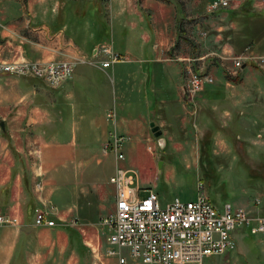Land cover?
<instances>
[{
    "label": "crops",
    "instance_id": "obj_1",
    "mask_svg": "<svg viewBox=\"0 0 264 264\" xmlns=\"http://www.w3.org/2000/svg\"><path fill=\"white\" fill-rule=\"evenodd\" d=\"M240 1L235 10L197 14L199 20L187 29L195 34L205 23L226 22L215 31L218 57L207 63L214 83L192 103L184 95L185 65L167 59L178 45L181 56L192 52L179 33L176 5L0 0V63L64 60L61 52L98 61L79 64L73 79L59 88L32 77L0 75V123H5L4 130L0 126V217L17 219L15 226H0V264H120L108 256L107 229L100 224L107 198L112 195L116 202L110 182L115 159L103 154L112 131L134 138L131 149L153 154L142 140L147 124L160 127L157 142L165 150L168 131L184 133L192 123L201 138L199 159L205 149L216 160L221 143L231 161L243 162L234 148H245L243 164L264 193V172L254 165L264 157V70L247 66L237 76L230 74L231 59L247 46L264 55V0ZM117 42L124 45L119 51L126 61L104 69L97 50L115 52ZM231 134L236 146L227 139ZM185 145L176 144V152ZM256 202V208L237 209L264 216L261 198ZM37 210L48 211L57 226H36ZM236 235L238 248L247 249ZM126 257L128 264H143L129 253ZM260 259L255 264H264V249Z\"/></svg>",
    "mask_w": 264,
    "mask_h": 264
},
{
    "label": "built area",
    "instance_id": "obj_2",
    "mask_svg": "<svg viewBox=\"0 0 264 264\" xmlns=\"http://www.w3.org/2000/svg\"><path fill=\"white\" fill-rule=\"evenodd\" d=\"M232 0H220L210 4V13L227 10ZM250 52V49H248ZM247 51V53H248ZM103 61L101 67L111 68L126 61V57L116 54L110 48L97 50ZM98 64L97 60L87 61L83 57H69L59 63L20 62L0 64V75L32 77L52 88H59L70 82L79 64ZM238 69L245 65H255L264 70V56L251 53L240 55L236 61ZM188 78L186 93L195 94L214 79L206 72H192ZM236 74V73H235ZM115 116L111 115V120ZM126 137L117 131L109 133L103 148L105 156L115 159V172L110 179L116 190L115 212L100 220L107 229L108 256L119 259L120 264H128L126 253L143 264H203L204 260L237 251L235 232L249 230L264 241V218L255 219L249 211L234 209L226 205L216 208L210 201L203 183L198 184L199 196L195 202L183 203L175 200L163 208L159 196L151 191L145 198L140 197V189L135 188L136 176L121 168L125 161L124 142ZM260 203H257L259 206ZM48 211L37 210L36 226L56 227L49 219ZM17 225V219L0 217V226Z\"/></svg>",
    "mask_w": 264,
    "mask_h": 264
},
{
    "label": "rangeland",
    "instance_id": "obj_3",
    "mask_svg": "<svg viewBox=\"0 0 264 264\" xmlns=\"http://www.w3.org/2000/svg\"><path fill=\"white\" fill-rule=\"evenodd\" d=\"M162 1L164 3L166 2L176 5L178 11V27L180 30L182 29V32H180V34H182L181 38L186 42H188V40L192 42H188L189 44H187L190 45V48L192 49V52L188 53V56L184 52V55L182 56L177 52L179 47L178 45L174 47V49H171L172 51L167 57L169 60L179 64L183 63L185 65L186 68L184 80L185 86L187 87L189 83L188 78L191 75L190 73L206 72L208 75H210V71L208 70L209 64L207 63L208 61L213 60V58L218 57V44L215 41V35L217 33H215V31L218 26H221L226 22L223 20H217L215 23H205V25L202 27V30L200 29V31H196L195 34H188L187 29L190 26H193V24L197 23L199 18H194L197 17V14H202L203 17H209L210 4L212 2H219L220 0H200L198 2H196V0ZM240 2V0H232V4L229 8H233L235 10V6L240 4ZM240 8L241 7H239L237 10H240ZM217 24L220 25L217 26ZM136 42L137 41L135 40L131 45L133 49L137 47ZM122 46L124 45H121V43L117 42V50L115 53L124 56V54L121 53L122 51H119L123 49ZM248 49H250V52ZM61 53L65 58L64 60L43 62L28 61L42 64L59 63L61 61L68 60L69 57H73L67 55L64 52ZM244 53L245 57L250 56L251 53H254L253 47L247 46L241 55H244ZM237 58L231 59V63L234 65L233 69L230 71L232 76H237L242 70L238 69L236 66L235 61ZM24 61L25 60H20L14 61L12 63H20ZM186 87L184 95L187 98V102H191V95L186 93ZM202 90L195 94V99L199 97ZM146 97L148 101H151L152 97L150 93H148ZM147 100L144 99V102L146 103ZM151 122H155L156 124L160 123L159 120L155 118H153ZM146 128L147 131L145 132L144 137H142V140L144 143L147 142V147L153 148V154L151 152L149 153L147 148L145 151L140 152L135 149H131L132 144L137 143L134 138L127 137L125 142L126 146L124 149L126 160L121 164V168L130 171L131 174L136 176L137 182L134 187L141 190V198L147 197L151 191L156 192L159 196V202L163 208L171 205V203L177 199L183 203L195 202L199 196L198 184L202 178L204 181L203 185L206 188L208 196L212 202L216 205L218 204L219 207L223 208L226 205H231L234 209L240 207L246 209L249 207L252 209L253 207H257L256 201L258 198H261L262 205L260 208H264V193L257 190V186L253 185V183L258 182L259 179H255L254 176H252V171L250 168L243 164V162L247 161L248 157L245 156L247 152L245 148L240 146L239 149L234 148V151L236 150L239 152L243 162L240 160L231 161V158L227 156V150L221 149V143L216 144L217 149L214 152L215 156H217L216 160L212 161V159L209 157V153L211 152L205 149L203 150L202 158L199 159L200 151L198 150L200 149L199 147L201 138L198 135V132H196L192 123L188 125V130L187 132L184 131V133H180L176 129L169 130L166 135V140L169 142V146L165 150L161 149L159 143L157 142L158 139L155 138L151 127H149L148 124L146 125ZM227 139L231 146L237 145L232 134L229 135ZM180 142L186 143L184 147L185 150L176 152V144ZM111 157L113 158V156ZM254 165L259 171H262L261 173H263L264 157L262 160H255ZM114 171L115 168L113 164L111 173L114 174ZM104 206L105 208L103 214L105 217H108L110 214L115 212V200L112 195L107 198ZM249 213L251 214V217L255 219L264 218V216H259V214H253L250 211ZM236 234L238 235V241L247 247V249L237 248L238 250L234 253L219 257H211L209 259L207 258L203 264H255L261 262L260 255L264 249V244H262L261 238L259 236L253 235L249 230L237 231ZM251 245L253 247H251ZM235 257H237L236 261L234 260L233 262Z\"/></svg>",
    "mask_w": 264,
    "mask_h": 264
},
{
    "label": "water",
    "instance_id": "obj_4",
    "mask_svg": "<svg viewBox=\"0 0 264 264\" xmlns=\"http://www.w3.org/2000/svg\"><path fill=\"white\" fill-rule=\"evenodd\" d=\"M248 65H245L244 66V68H246ZM243 68V69H244ZM0 126H1V128L4 130L5 129V123H0ZM151 127H152V131H153V133H154V135H155V137L156 138H159V137H161L162 136V131H161V129H160V127H157V126H155V124L153 123L152 125H151ZM30 230H28V232H29Z\"/></svg>",
    "mask_w": 264,
    "mask_h": 264
},
{
    "label": "trees",
    "instance_id": "obj_5",
    "mask_svg": "<svg viewBox=\"0 0 264 264\" xmlns=\"http://www.w3.org/2000/svg\"><path fill=\"white\" fill-rule=\"evenodd\" d=\"M180 32H182V29H181V30L179 29V33H180ZM188 42L190 43L191 41H190V40H188ZM191 43H192V42H191ZM251 66H254V67H256L255 65H251ZM228 79H231V80H233V81H237V80H236V79H234V78H233L231 75H229V76H228Z\"/></svg>",
    "mask_w": 264,
    "mask_h": 264
},
{
    "label": "bare ground",
    "instance_id": "obj_6",
    "mask_svg": "<svg viewBox=\"0 0 264 264\" xmlns=\"http://www.w3.org/2000/svg\"><path fill=\"white\" fill-rule=\"evenodd\" d=\"M238 248V247H237Z\"/></svg>",
    "mask_w": 264,
    "mask_h": 264
}]
</instances>
